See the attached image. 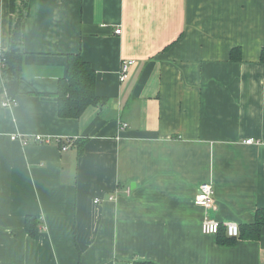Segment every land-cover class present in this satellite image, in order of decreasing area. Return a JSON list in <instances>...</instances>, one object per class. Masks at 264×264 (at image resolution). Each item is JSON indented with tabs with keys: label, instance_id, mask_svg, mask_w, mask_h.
<instances>
[{
	"label": "crops",
	"instance_id": "1",
	"mask_svg": "<svg viewBox=\"0 0 264 264\" xmlns=\"http://www.w3.org/2000/svg\"><path fill=\"white\" fill-rule=\"evenodd\" d=\"M18 48L15 105L0 107V264H264V227L231 244L200 230L264 209V0H28ZM69 55L102 100L77 119L54 97ZM204 182L209 209L193 203Z\"/></svg>",
	"mask_w": 264,
	"mask_h": 264
},
{
	"label": "trees",
	"instance_id": "2",
	"mask_svg": "<svg viewBox=\"0 0 264 264\" xmlns=\"http://www.w3.org/2000/svg\"><path fill=\"white\" fill-rule=\"evenodd\" d=\"M28 0H11L10 9L16 15L11 23L9 49L3 55L5 68L2 71L4 77V88L0 89V100L3 89L9 98H14L18 89V79L21 70V54L18 44L22 40V20L27 15ZM231 51V60H237L236 51ZM261 63H264V48L260 50ZM95 75L87 62H84L78 55H69L65 75L59 80L55 92L57 114L60 118L77 119L89 106H97L101 99L94 92ZM264 227V209L258 210L255 215V222L251 225H242L239 228V239L258 240L261 229ZM26 231L30 236L34 235V220L28 218ZM219 242L225 244L233 243L235 238H229L224 229L218 234ZM237 237V238H238Z\"/></svg>",
	"mask_w": 264,
	"mask_h": 264
},
{
	"label": "built area",
	"instance_id": "3",
	"mask_svg": "<svg viewBox=\"0 0 264 264\" xmlns=\"http://www.w3.org/2000/svg\"><path fill=\"white\" fill-rule=\"evenodd\" d=\"M120 30H115V34H119ZM132 60H127L124 61L121 64L120 72H119V80L120 82H124L127 78L129 69L131 65H133ZM5 68V62L3 59L0 60V70L3 71ZM15 105V98H9L6 94V90L3 89V94H2V99L0 101V107L2 108H11L12 106ZM126 124H122V128H126ZM12 140H18L20 143L23 145H26L29 142V139L27 138H22L21 136H12ZM51 138H48L46 136H33V142L38 143V144H50L51 143ZM56 143L58 145L60 144V148L62 151H66L68 149V146L70 143H72L71 139H58L56 138ZM253 140L249 139L246 140L245 144H252ZM109 200H112V198H109ZM96 203H98L96 201ZM193 203L195 206L201 207L203 209H209L212 208L216 205L215 201V192L214 188L211 184V182H204L199 184L197 187V191L194 197ZM221 229V225L215 221V220H204L202 221L200 225V230L202 234L205 235H216L218 234L219 230ZM224 230L226 235L229 238H237L239 236V228L238 225L235 223H226L224 225Z\"/></svg>",
	"mask_w": 264,
	"mask_h": 264
},
{
	"label": "water",
	"instance_id": "4",
	"mask_svg": "<svg viewBox=\"0 0 264 264\" xmlns=\"http://www.w3.org/2000/svg\"><path fill=\"white\" fill-rule=\"evenodd\" d=\"M131 187H134L133 184L131 185Z\"/></svg>",
	"mask_w": 264,
	"mask_h": 264
}]
</instances>
